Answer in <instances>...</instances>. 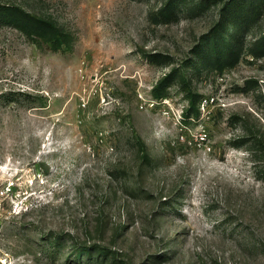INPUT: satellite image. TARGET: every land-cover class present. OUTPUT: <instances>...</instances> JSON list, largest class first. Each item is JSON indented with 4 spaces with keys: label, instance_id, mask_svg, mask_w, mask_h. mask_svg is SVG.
Returning a JSON list of instances; mask_svg holds the SVG:
<instances>
[{
    "label": "rangeland",
    "instance_id": "1",
    "mask_svg": "<svg viewBox=\"0 0 264 264\" xmlns=\"http://www.w3.org/2000/svg\"><path fill=\"white\" fill-rule=\"evenodd\" d=\"M236 1L0 0L73 38L0 22V264H264V0ZM218 22L234 66L200 63Z\"/></svg>",
    "mask_w": 264,
    "mask_h": 264
},
{
    "label": "trees",
    "instance_id": "2",
    "mask_svg": "<svg viewBox=\"0 0 264 264\" xmlns=\"http://www.w3.org/2000/svg\"><path fill=\"white\" fill-rule=\"evenodd\" d=\"M253 0H241L234 3L229 11V15L233 16L236 6L251 5ZM0 22L12 25L22 31L35 42H46L52 49L58 50L62 47H71L72 34L51 17L36 15L28 12L23 7L15 4H0ZM234 28V27H232ZM229 27L223 23L218 24L213 28L211 34L207 37V41L200 51V63L220 62L224 66H234L240 58V33L238 30L232 34L231 38L227 39ZM264 42V39H263ZM167 77H164L159 84H164Z\"/></svg>",
    "mask_w": 264,
    "mask_h": 264
}]
</instances>
